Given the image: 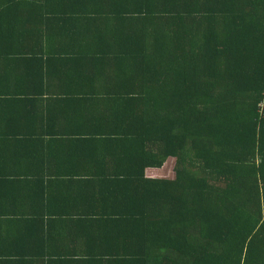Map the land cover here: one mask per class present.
I'll return each instance as SVG.
<instances>
[{
    "label": "trees",
    "instance_id": "obj_1",
    "mask_svg": "<svg viewBox=\"0 0 264 264\" xmlns=\"http://www.w3.org/2000/svg\"><path fill=\"white\" fill-rule=\"evenodd\" d=\"M4 2L0 264H264V0Z\"/></svg>",
    "mask_w": 264,
    "mask_h": 264
},
{
    "label": "crops",
    "instance_id": "obj_2",
    "mask_svg": "<svg viewBox=\"0 0 264 264\" xmlns=\"http://www.w3.org/2000/svg\"><path fill=\"white\" fill-rule=\"evenodd\" d=\"M4 1H6V0H0V5H4V3H5ZM17 1H20V2H16V3H23L25 8H27V6L29 5L31 9H33L32 1H37V4H36L37 6H42L45 4V2H44L45 0H17ZM46 1H51V0H46ZM55 10H57V9L37 7L35 9H33L32 11H27V14L50 15V14L55 13ZM1 11H3V10H1ZM7 12L11 13V14H15V15H17V14L22 15V14L26 13L23 9H17V8L10 9V11H7ZM1 13H3V12H1ZM4 126L14 128L15 136H19L20 133H22L23 135L26 134L25 132H23V130H20L23 128L22 124L14 123L13 125H4ZM9 217H11V218H8V219H17L16 217H12V216H9ZM11 254H14V252L12 251ZM18 254L42 255V257H47V255H54V252L51 249V247H42L39 249H28L24 252H18ZM38 264H52V263H50V260H47V258H41L39 260Z\"/></svg>",
    "mask_w": 264,
    "mask_h": 264
},
{
    "label": "rangeland",
    "instance_id": "obj_3",
    "mask_svg": "<svg viewBox=\"0 0 264 264\" xmlns=\"http://www.w3.org/2000/svg\"><path fill=\"white\" fill-rule=\"evenodd\" d=\"M173 162L167 163L162 169L160 170H148V174L154 177H161V178H172L173 176Z\"/></svg>",
    "mask_w": 264,
    "mask_h": 264
}]
</instances>
